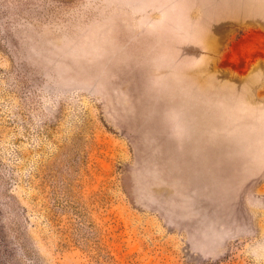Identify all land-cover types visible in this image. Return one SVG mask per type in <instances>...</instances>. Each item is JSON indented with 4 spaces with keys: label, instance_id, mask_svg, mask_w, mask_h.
I'll use <instances>...</instances> for the list:
<instances>
[{
    "label": "rangeland",
    "instance_id": "374dc122",
    "mask_svg": "<svg viewBox=\"0 0 264 264\" xmlns=\"http://www.w3.org/2000/svg\"><path fill=\"white\" fill-rule=\"evenodd\" d=\"M251 35L264 0H0V264H264Z\"/></svg>",
    "mask_w": 264,
    "mask_h": 264
},
{
    "label": "crops",
    "instance_id": "0c3cea01",
    "mask_svg": "<svg viewBox=\"0 0 264 264\" xmlns=\"http://www.w3.org/2000/svg\"><path fill=\"white\" fill-rule=\"evenodd\" d=\"M258 37L259 36L251 35L249 39L244 40V42L240 44V54L231 56L234 59L236 65L245 61L247 58L252 57L253 55L258 56L259 54L264 53V45H258ZM260 38L262 40L260 43L264 44V37Z\"/></svg>",
    "mask_w": 264,
    "mask_h": 264
}]
</instances>
